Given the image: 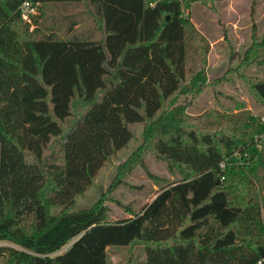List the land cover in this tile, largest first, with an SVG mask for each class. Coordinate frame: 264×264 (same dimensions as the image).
<instances>
[{
    "label": "trees",
    "instance_id": "16d2710c",
    "mask_svg": "<svg viewBox=\"0 0 264 264\" xmlns=\"http://www.w3.org/2000/svg\"><path fill=\"white\" fill-rule=\"evenodd\" d=\"M24 1L0 0V241L18 245H0V264H109L114 245L143 246L146 264H264L260 116L181 102L210 85V43L186 12L219 0H30L33 31ZM256 42L263 77L243 80L264 111ZM134 123L140 151L181 179L125 218L106 196L72 209Z\"/></svg>",
    "mask_w": 264,
    "mask_h": 264
},
{
    "label": "rangeland",
    "instance_id": "374dc122",
    "mask_svg": "<svg viewBox=\"0 0 264 264\" xmlns=\"http://www.w3.org/2000/svg\"><path fill=\"white\" fill-rule=\"evenodd\" d=\"M186 13L210 43L206 66L210 85L199 97L183 96L181 102L193 100L194 105L189 108L193 114L210 108L236 112L240 106L255 115L263 114L262 106L250 94L243 77H263L261 66L257 60L250 59L249 54L252 48L258 47L257 39L264 37V0L195 2ZM40 14L34 26L29 24L31 31L39 26ZM131 128L133 138L105 163L94 183L76 197L72 209L90 207L101 196H106L110 217L125 218L130 216L128 211H141L164 187L181 179L179 173L170 171L167 164L151 151H140L144 143L143 123L131 124ZM130 158L132 168L121 175V181L113 189H109L119 175V167ZM60 209L56 207L54 211ZM0 245L18 247L9 241H0ZM108 262L146 264V253L141 245H114L108 248Z\"/></svg>",
    "mask_w": 264,
    "mask_h": 264
},
{
    "label": "built area",
    "instance_id": "2783aa9c",
    "mask_svg": "<svg viewBox=\"0 0 264 264\" xmlns=\"http://www.w3.org/2000/svg\"><path fill=\"white\" fill-rule=\"evenodd\" d=\"M22 18L31 26L35 25V20L39 14L38 4H33L30 0H25L20 6ZM260 121L264 124V113L260 115ZM255 142L259 148L264 143V132L257 135ZM256 264H262V260H259Z\"/></svg>",
    "mask_w": 264,
    "mask_h": 264
},
{
    "label": "water",
    "instance_id": "95a60500",
    "mask_svg": "<svg viewBox=\"0 0 264 264\" xmlns=\"http://www.w3.org/2000/svg\"><path fill=\"white\" fill-rule=\"evenodd\" d=\"M71 243H73V242H71Z\"/></svg>",
    "mask_w": 264,
    "mask_h": 264
}]
</instances>
